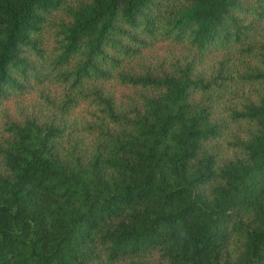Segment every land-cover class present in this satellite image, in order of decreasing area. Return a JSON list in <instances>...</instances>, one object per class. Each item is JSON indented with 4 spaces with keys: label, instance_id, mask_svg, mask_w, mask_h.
<instances>
[{
    "label": "trees",
    "instance_id": "16d2710c",
    "mask_svg": "<svg viewBox=\"0 0 264 264\" xmlns=\"http://www.w3.org/2000/svg\"><path fill=\"white\" fill-rule=\"evenodd\" d=\"M0 264H264V0H0Z\"/></svg>",
    "mask_w": 264,
    "mask_h": 264
}]
</instances>
